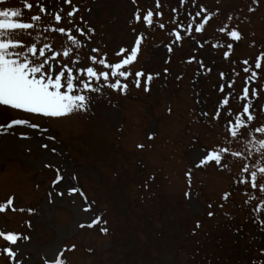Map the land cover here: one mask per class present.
Wrapping results in <instances>:
<instances>
[{
	"label": "rangeland",
	"instance_id": "1",
	"mask_svg": "<svg viewBox=\"0 0 264 264\" xmlns=\"http://www.w3.org/2000/svg\"><path fill=\"white\" fill-rule=\"evenodd\" d=\"M10 3L22 6L23 0ZM199 3L219 12L206 29V39L195 34L205 43L203 50L197 51L196 43L186 38L182 49L174 46L169 53L168 30L135 25L137 33L144 32L148 38L132 70H143L145 78L139 89L129 81L127 96L106 90L92 111L63 120L0 107V125L16 118L41 125L39 129H0V203L14 196L18 208L35 210V214L0 215V229L31 236L20 243L32 264H44L45 253L72 244L76 250L66 253L69 264H264V228L260 226L264 213L257 202L247 203L244 189L235 183L238 167L231 171L220 170L214 163L196 167L201 155L221 141L222 126L202 112L216 111L222 96L218 73L233 66L208 45L220 36L218 27L238 25L244 39L235 45L230 59L240 71L236 61L254 59L264 50V0L259 6L253 0ZM73 4L81 9L77 21L83 16L96 30L89 47L100 48L110 61L120 59L116 53L121 48L134 46L131 21L136 8L156 11L155 0H136V4L132 0H73ZM178 5L179 0H167L162 9L165 21ZM71 8L65 5V11ZM194 10V6L184 8L181 21L187 24V13ZM191 56L211 66L212 73L204 74L196 62L187 63ZM156 73L151 90L145 91L146 76ZM241 83L238 80L236 92ZM263 100L261 96L259 103ZM233 105L239 107L234 101ZM57 168L65 179L53 188ZM72 186L80 187L87 201L79 193L58 195ZM189 191L191 199L185 195ZM225 192L233 193L228 202L222 199ZM82 203L91 204L93 212L85 214ZM209 211L215 216L209 218ZM89 216H102L108 223L78 228L79 222H90ZM197 221L202 225L199 229ZM105 226L108 235L100 230ZM4 246L0 238V248ZM0 264L8 260L0 258Z\"/></svg>",
	"mask_w": 264,
	"mask_h": 264
},
{
	"label": "snow or ice",
	"instance_id": "2",
	"mask_svg": "<svg viewBox=\"0 0 264 264\" xmlns=\"http://www.w3.org/2000/svg\"><path fill=\"white\" fill-rule=\"evenodd\" d=\"M253 2L257 6L260 4V0ZM132 3L136 4V0H132ZM166 3L167 0H155L156 11L151 8H136L131 21L132 31L136 34L134 46L130 50L121 48L116 53L120 59L110 61L108 54L101 52L100 48L89 47L96 30L84 21L83 16H79L77 21L81 9L73 4V0H23L22 6H14L10 0H0V107L45 119L63 120L92 111L94 103L105 95L106 90L127 96L129 81L135 88H141V78H145V72L133 71L132 66L148 37L144 32L137 33L135 25L144 24L148 29L168 30L171 40L166 47L169 53L173 52L174 46L182 49L186 38L196 43L197 51L205 49V43H201L195 34L199 33L201 39H206V29L219 12L209 10L199 0H179L178 7L171 9L174 15L165 21L162 9ZM65 5L72 6L71 10L65 11ZM193 6L194 12L187 13L186 19L189 22L183 23L181 11ZM250 11L254 12L256 8H250ZM216 32L220 36L208 46L220 51L221 58L233 66L218 73L221 79L218 92L222 96L216 111L202 112L204 117L222 126L221 141L211 151L206 150L201 155L196 167L213 163L220 170L231 171L233 167H238L235 183L244 189L247 203L257 202L259 210L264 213V121L260 120L264 116V105L259 103L261 96H264V50L255 59L243 58L236 61L241 65L240 71H237L230 58L235 52V45L244 39L239 26H220ZM85 49L87 53L84 52ZM167 62L170 63V59ZM186 62H196L204 74L213 71L211 66L205 65L203 60H197L196 56H191ZM164 71L167 73L168 69ZM158 76L159 73L146 76L145 91L151 90V83ZM238 80L242 83L240 91L236 92ZM233 101L239 107L234 108ZM15 126L32 129L41 127L30 119L16 118L8 124L0 125V129H12ZM43 147L47 148L48 145ZM139 147L143 148L144 145ZM47 167L51 168L52 165L48 164ZM56 171L58 177L53 188L65 179L64 175H59L60 169L57 168ZM187 177L191 185V170ZM66 193L70 197L79 193L84 201L88 199L80 187L72 186L58 191L60 197H64ZM185 195L191 199L193 193L189 191ZM232 195V192H225L222 199L228 202ZM49 196H52L51 192ZM219 206L223 208L224 204ZM212 207V204L208 205L209 209ZM81 208L85 214L93 212L91 204L85 206L82 203ZM25 211L35 214L34 209L18 208L14 196L0 203L2 216ZM213 216L215 212L209 211L208 217ZM89 219V223L79 222L78 228H95L101 222L104 225L108 223L102 216H89ZM27 224L32 227L30 221ZM201 226L197 221L196 228ZM260 226L264 228V219L260 220ZM100 230L104 235L109 233L106 226ZM0 238L5 241V246L0 248V258H6L8 264H32L20 243L31 240V236L0 229ZM75 250V244L71 247L61 245L44 254V264H69L66 253Z\"/></svg>",
	"mask_w": 264,
	"mask_h": 264
}]
</instances>
